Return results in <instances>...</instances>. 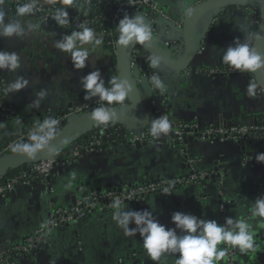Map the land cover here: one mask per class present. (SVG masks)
I'll list each match as a JSON object with an SVG mask.
<instances>
[{
	"label": "crops",
	"instance_id": "1",
	"mask_svg": "<svg viewBox=\"0 0 264 264\" xmlns=\"http://www.w3.org/2000/svg\"><path fill=\"white\" fill-rule=\"evenodd\" d=\"M190 2L193 0H158L171 20H176ZM0 7L6 12V21L18 19L8 11L5 1ZM21 19L25 26L31 23L25 17ZM256 30L252 15L238 8L225 9L217 15L213 11L199 15L192 24V32L195 41L201 43L191 66L181 73L161 64L155 69L165 81L167 91L161 93L150 83L156 102L153 117L161 113L163 104L172 123H197L201 128L220 122L257 121L264 125V92L258 89L255 98L246 94V87L254 78L212 76L204 72L228 66L222 63V53L233 45L235 38L252 45L253 39L246 41L245 37ZM66 34L69 33L62 28L49 34L42 26L33 24L32 31L26 28L21 38H0V50L16 52L21 58V67L15 73L1 70L3 76L8 83L17 77L29 81L27 88L5 94L2 101L5 108L14 111L15 122L0 117V122L6 124V128L0 129V151L35 121L53 117L84 101L85 92L80 84L83 76L99 69L108 86L113 65L106 50L101 46L90 49L77 42L78 47L89 52V59L84 69L76 70L70 54L53 46ZM142 78L137 89L142 85ZM41 89H47L49 95L39 108H29L37 98L35 93ZM168 138L161 142L153 139L145 145L106 141L100 149L84 150L76 159L62 157V165L47 179L18 187L0 200V246L28 236L52 208L70 206L92 189H120L127 184L186 176L189 172L186 158H192L197 171L215 174L217 169L221 172L219 178L174 187L167 196L146 194L136 202L125 204V210H153V215L167 227H174L171 214L175 211L219 223L218 205L225 201L228 203L225 217L246 219L255 232L254 250L238 251L237 264H264V223H260L262 218L251 216L254 190L262 169L253 155L263 151V142L250 144L246 150L242 144L219 138L202 140L193 135L185 137L184 152L180 153L169 144ZM113 212V208L97 212L56 229L44 239L35 258L18 259L16 264H154L143 249L139 233L124 235L112 219ZM129 227L135 225L130 223ZM161 259L163 264H175L176 255L165 254ZM218 264H223V259Z\"/></svg>",
	"mask_w": 264,
	"mask_h": 264
},
{
	"label": "built area",
	"instance_id": "2",
	"mask_svg": "<svg viewBox=\"0 0 264 264\" xmlns=\"http://www.w3.org/2000/svg\"><path fill=\"white\" fill-rule=\"evenodd\" d=\"M4 1L8 11L14 13L15 16L17 5L30 2V0ZM203 1L206 0H198V2ZM235 8L251 14L258 27L260 11L255 2H249ZM124 9H128V15L141 14L146 17L148 22L152 25L154 34V39L152 41L161 47V49L167 51L172 60L178 61L181 58L183 53L180 33L182 21L177 19L171 20L159 5L158 0H73L71 6L64 5L63 0H36V7L33 13L25 18L28 19L32 25L36 24L42 26L49 34L56 33L60 28L64 29L69 34L75 31H81L82 24L94 29L96 35L102 37V43L98 46L106 50L108 58L112 61V77L116 76L114 57L117 48L115 42L118 38L114 29L117 28L119 20L123 18L125 13ZM57 10H66L68 12L69 24L59 26L56 23L53 17ZM17 18L22 20L21 17ZM158 41H160V43H158ZM85 46L90 49L99 48L91 43L85 44ZM125 55L127 67L129 73L132 75L136 88L142 77H147L151 83V77L153 75H159L151 66L152 56L143 48L136 44L132 45L125 48ZM144 68L147 69V72H144ZM136 69L137 74L133 76V72ZM204 72L212 76L240 75L253 78L251 73L242 74L238 71H234L229 66L210 68L204 70ZM7 87L8 81L0 70V117L3 120L15 122L14 111L2 105V101L6 94L5 89H7ZM97 101L98 98H92L90 100L78 102L65 108L62 112L55 114L52 118L59 121V126L61 123L68 122L76 116L92 112L94 108L100 106ZM105 106L107 105L105 104ZM127 106L128 101L126 100L124 105H112L111 107L115 112H120L131 117L135 116V111L133 109L130 111L125 110ZM162 115L166 116L170 121L167 109L163 104L161 113L156 118ZM152 119H155V117ZM34 123L23 134L5 145L0 151V156L14 153L11 151L12 144L27 141ZM170 124L172 126L170 129L172 136L168 138V142L180 153L184 152L183 148L179 145L183 142V136L197 135L202 140L219 138L222 141H230L248 146L250 144L264 142V125L260 124L258 126L256 125V121L233 123L220 122L206 128H201L197 123H172L170 121ZM58 126L57 131L59 129ZM89 133L90 134L84 137V139H82V137L77 138L65 147L64 151L69 153L68 156L76 159L82 151L98 150L106 141H125L133 145H145L150 144L154 139L150 134V125L146 129L138 131L128 129L122 125L113 124L110 129H107L104 125H99L93 127ZM61 162L62 156H53L49 159H44L38 163L24 167L16 174L8 175V173H6L2 175L0 177V200L5 199L18 187L33 185L38 181L47 179L59 165H62ZM195 162L196 161L192 158H186V165L189 168V172L186 176L164 177L143 183L127 184L120 189H92L76 198L75 203L70 206L52 208L47 218L28 236L14 243L0 246V264H16L18 259L26 261L35 258L37 252L44 243V239L56 229L69 225L74 221L85 220L94 213L112 209V203L117 198L121 199L125 205L136 202L149 193H158L167 196L162 191L164 187H169L170 189L174 187H187L191 184L209 182L217 178V176L219 178L221 172H218L217 169L214 170L215 174L213 172L197 171ZM258 164L262 166V169L258 175L255 186L254 200L258 196L264 195V164ZM227 204V202L221 201L218 205V221L221 224L224 223ZM221 247L227 249V254L223 258V264H237L239 249H234L231 246L223 244Z\"/></svg>",
	"mask_w": 264,
	"mask_h": 264
},
{
	"label": "clouds",
	"instance_id": "3",
	"mask_svg": "<svg viewBox=\"0 0 264 264\" xmlns=\"http://www.w3.org/2000/svg\"><path fill=\"white\" fill-rule=\"evenodd\" d=\"M3 2L4 0H0V5ZM72 3L73 0H63V4L66 6H71ZM35 7L36 0L17 5L16 16L26 17L33 13ZM184 14L190 18L193 15V9L187 8ZM5 17L6 12L3 7H0V38L13 36L21 38L26 34V28L29 31L33 29L31 23L25 26L20 19L6 21ZM53 19L59 26L69 24L66 10H57ZM81 28V31L64 35L53 45L58 50L70 54L71 62L76 70L84 69L89 59V52L78 47L77 42L80 45L91 43L95 46L102 43V37H98L94 29L83 24ZM117 30L119 33L115 42L117 47L128 48L135 44L150 45L154 39L152 25L146 17L140 14L130 17L125 12L123 18L119 20ZM253 38L264 37H261L259 33H248L245 40L250 41ZM161 59L160 56L153 55L151 66L154 69L159 68ZM222 63L242 74H254L259 70H264V53L259 52L249 42H241L239 38H235L233 45H230L222 53ZM20 67L21 58L18 53L0 50V70L15 73ZM107 83L108 86H106L99 69L83 76L80 80L85 92L84 99L98 98L97 102L100 106L94 108L90 116L97 126H108L110 123H114L116 112L111 106L124 105L129 94L133 91L130 81L126 78L112 76ZM151 84L161 93L167 91L165 81L159 75L151 77ZM28 85L27 79L17 77L13 82L8 83L5 93L6 95L18 93ZM260 88H264V83L252 80L246 87L247 96L255 98L257 90ZM48 95L47 89H41L35 93L37 98L28 107L39 108L41 101ZM58 124L59 121L52 117L43 121H35L27 141L12 144L11 151L29 159H35L38 156L51 158L57 155L60 148L52 142L58 135ZM4 128H6L5 122H0V129ZM170 128V121L163 115L150 122V134L153 138L167 135ZM255 160L257 163L264 164V153H257ZM162 191L165 195L172 194L169 187H164ZM112 208L114 209L112 219L117 226L123 230L126 236H136L139 233L143 249L154 264H163L161 257L165 254H175V264H218L227 254L226 248L218 247L222 244L234 249L238 248L241 253H247L249 250H254L255 247L253 225L246 219L225 217L224 223L221 224L216 220L203 219L194 214L175 211L171 214V223L174 227H167L153 215V210H125L124 203L119 198L113 201ZM251 216L262 218L260 223H264V195L258 196L253 201ZM130 223L135 227L130 228Z\"/></svg>",
	"mask_w": 264,
	"mask_h": 264
},
{
	"label": "water",
	"instance_id": "4",
	"mask_svg": "<svg viewBox=\"0 0 264 264\" xmlns=\"http://www.w3.org/2000/svg\"><path fill=\"white\" fill-rule=\"evenodd\" d=\"M249 2H255L259 8L260 17L256 33H259L261 37H264V0H206L203 2L193 0V2L186 4V7L182 12H180L179 17L177 18V20L182 21L180 33L183 47L182 56L178 61L172 60L169 56V53L161 49V47L156 45L153 41L150 45H136L143 48L151 56H160L162 58L161 65H163L168 70L176 73H181L191 66L193 58L199 51V46L201 43L200 40L195 41V36L192 32V24L194 20L199 15L209 11H213V13L217 15L222 10L240 7ZM187 8L193 9V15L190 18L186 17L184 14ZM124 11L128 13V9H124ZM135 15L136 14H130L129 16L132 17ZM252 46H254L259 52L264 53V38H253ZM114 67L115 75L119 76L120 78L128 79L132 85L133 91L127 98L128 106L125 108V110L130 111L131 109H133L135 111V116L131 117L120 112H116L115 122L110 123L108 126H106V128L110 129L111 125L114 124L122 125L128 129L135 131L144 130L150 125L156 105L154 99L155 93H153L150 82L147 77L144 76L142 78V85L138 89L135 87L132 75L129 73L127 67L124 47L116 48ZM144 72H147L146 68H144ZM136 74L137 69L134 70L133 76H135ZM252 76L255 80L264 83V70H259L256 73L252 74ZM261 89L264 91V88ZM90 116L91 112L76 116L70 121L61 123L58 126V135L52 143L59 146V151L64 150L71 141L88 134L93 127H97L96 123L91 120ZM171 136L172 132L169 131L167 135H161L160 138L154 139L161 142ZM184 140L185 137L183 136V141ZM245 149L249 150V146L245 145ZM259 153H264V147L263 151ZM256 154H254V156H256ZM44 159H49V157L38 156L35 159H29L18 153L2 155L0 156V177L8 173L9 171L24 168L26 166L38 163Z\"/></svg>",
	"mask_w": 264,
	"mask_h": 264
},
{
	"label": "trees",
	"instance_id": "5",
	"mask_svg": "<svg viewBox=\"0 0 264 264\" xmlns=\"http://www.w3.org/2000/svg\"><path fill=\"white\" fill-rule=\"evenodd\" d=\"M115 30V32H116V35L118 36L119 35V33H118V30H117V28H115L114 29ZM256 125H260V123L259 122H257L256 121ZM90 133H88V134H86L85 136H82V139H84V137H86L87 135H89ZM181 147H183V143H181V144H179ZM64 154V155H63ZM61 156L62 155V157H67L68 155H69V153H66L64 150H62V151H59V153L57 154V155H54V156ZM27 167V166H26ZM22 168H20V169H16V170H12V171H9L8 172V175H13V174H16L17 172H19L20 170H21Z\"/></svg>",
	"mask_w": 264,
	"mask_h": 264
},
{
	"label": "rangeland",
	"instance_id": "6",
	"mask_svg": "<svg viewBox=\"0 0 264 264\" xmlns=\"http://www.w3.org/2000/svg\"><path fill=\"white\" fill-rule=\"evenodd\" d=\"M158 43H160V41H158Z\"/></svg>",
	"mask_w": 264,
	"mask_h": 264
}]
</instances>
